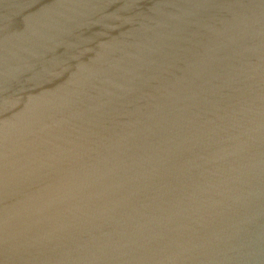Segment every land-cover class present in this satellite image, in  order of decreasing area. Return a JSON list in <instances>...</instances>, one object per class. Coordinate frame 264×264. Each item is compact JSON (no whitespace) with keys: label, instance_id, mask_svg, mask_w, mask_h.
Masks as SVG:
<instances>
[{"label":"water","instance_id":"obj_1","mask_svg":"<svg viewBox=\"0 0 264 264\" xmlns=\"http://www.w3.org/2000/svg\"><path fill=\"white\" fill-rule=\"evenodd\" d=\"M0 264H264V0H0Z\"/></svg>","mask_w":264,"mask_h":264}]
</instances>
